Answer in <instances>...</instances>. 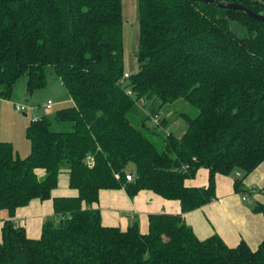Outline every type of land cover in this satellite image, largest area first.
Instances as JSON below:
<instances>
[{
    "label": "trees",
    "instance_id": "16d2710c",
    "mask_svg": "<svg viewBox=\"0 0 264 264\" xmlns=\"http://www.w3.org/2000/svg\"><path fill=\"white\" fill-rule=\"evenodd\" d=\"M222 1L264 15V0ZM137 2L139 70L129 75L122 0H0V98L10 99L23 75L28 96L43 89L50 67L72 103L55 112L64 129L51 130L44 116L29 124L27 157L0 140V209L9 216L0 264H264V238L255 250L245 242L229 248L217 235L199 240L182 218L215 199L217 174L235 176L243 193L264 162V22L198 0ZM152 99L160 107L183 100L197 111L160 150L128 118ZM62 169L76 197L51 198ZM199 169L208 171L207 186L186 187ZM121 188L176 200L181 214L150 215L146 234L135 223L105 227L92 205L100 190ZM35 199L51 200L59 221L45 222L32 240L11 219ZM256 210L264 219V204Z\"/></svg>",
    "mask_w": 264,
    "mask_h": 264
},
{
    "label": "crops",
    "instance_id": "0c3cea01",
    "mask_svg": "<svg viewBox=\"0 0 264 264\" xmlns=\"http://www.w3.org/2000/svg\"><path fill=\"white\" fill-rule=\"evenodd\" d=\"M15 94L13 92L10 99L0 98V140L10 143L13 151L20 158H25L30 153L25 130L32 119L42 116L33 113L30 121L27 119L28 113H20V116L15 110L14 101L22 100L23 96L21 94L15 98ZM35 173L38 178L44 176L43 170H36ZM234 180L233 175L217 174L215 176V199L198 209L182 214V218L199 240L217 235L229 248H235L239 243L245 242L251 250H255L264 238L263 216L254 211L256 206L264 204V162L243 181L245 192L240 193L235 190ZM184 184L188 188L206 187L208 171L199 169L196 176L185 180ZM76 196V190L68 186V170L62 169L51 198ZM243 196L247 199L243 200ZM92 208L100 211L103 226L125 231L135 223L141 234H146L148 231L150 215L181 214L180 203L176 200L164 199L149 190H141L130 197L124 188L100 190L98 202L93 204ZM8 219V212L0 209V232L3 221ZM57 220L59 217L53 212L52 201L36 199L30 201L27 206L17 209L11 219L17 227L23 228L26 237L32 240L39 239L42 225L45 222L57 223Z\"/></svg>",
    "mask_w": 264,
    "mask_h": 264
},
{
    "label": "rangeland",
    "instance_id": "374dc122",
    "mask_svg": "<svg viewBox=\"0 0 264 264\" xmlns=\"http://www.w3.org/2000/svg\"><path fill=\"white\" fill-rule=\"evenodd\" d=\"M122 21H123V64L124 71L133 75L139 70V64L136 58L137 43H138V2L137 0H122ZM46 73V86L38 91H35L31 96L26 93V75H23L15 84L13 92L16 96L22 94L23 99L14 101L16 106H26L27 119L30 121L31 116L34 114L46 117L51 122V130L59 131L67 127L66 125L55 122V112L72 106L70 97L66 90L60 83L58 77L54 74L53 70L48 67L45 69ZM1 90V87H0ZM26 95V97H25ZM53 102L50 110L45 111L43 106L48 101ZM27 100L28 102H25ZM157 114L154 116L152 112ZM20 116L21 114L18 113ZM197 111L188 105L183 100H176L172 104L160 107L159 103L152 99L151 101L137 102L135 107L129 112L128 118L133 126L142 128L147 132L148 138L160 150L163 148V140L171 133L177 138H180L186 129L184 116L194 118ZM23 118V117H22ZM41 118V117H40ZM25 118H23L24 120ZM164 119L166 125L162 126L160 120ZM24 121H27L26 119ZM27 121V122H28ZM155 130V133L152 132ZM133 166L127 167V172L132 174ZM59 220H57L58 222Z\"/></svg>",
    "mask_w": 264,
    "mask_h": 264
},
{
    "label": "water",
    "instance_id": "95a60500",
    "mask_svg": "<svg viewBox=\"0 0 264 264\" xmlns=\"http://www.w3.org/2000/svg\"><path fill=\"white\" fill-rule=\"evenodd\" d=\"M198 1L205 2L207 4L213 5L218 8L237 10V11L245 13L248 17L252 18L254 21L264 22L263 14H256L240 4H236L232 2H225L222 0H198ZM26 102L28 101L26 100ZM254 211H257V210L255 209Z\"/></svg>",
    "mask_w": 264,
    "mask_h": 264
},
{
    "label": "built area",
    "instance_id": "2783aa9c",
    "mask_svg": "<svg viewBox=\"0 0 264 264\" xmlns=\"http://www.w3.org/2000/svg\"><path fill=\"white\" fill-rule=\"evenodd\" d=\"M127 78H128V75L125 74V75H124V79H127ZM127 94L130 95V92L127 91ZM52 106H53V102L50 101V100H48V101L44 104L43 108H44L45 111H48V110H50V109L52 108ZM28 109H29V108H27L26 106H15V110H16L17 112H19V113H23V114H26L27 111H28ZM39 119H40V118H34V119H32V122H36V121H38ZM86 166H87L88 168H92V160H91V157H87V160H86ZM236 176L238 177V176H240V174L237 173ZM115 178L118 179V175H115ZM125 178H126L127 181H132V180H133V176H132V174L126 175ZM242 199H243V200H246L247 197H246V196H243Z\"/></svg>",
    "mask_w": 264,
    "mask_h": 264
}]
</instances>
